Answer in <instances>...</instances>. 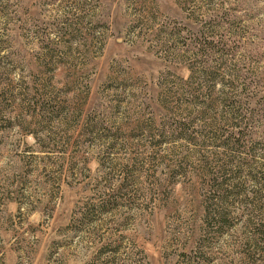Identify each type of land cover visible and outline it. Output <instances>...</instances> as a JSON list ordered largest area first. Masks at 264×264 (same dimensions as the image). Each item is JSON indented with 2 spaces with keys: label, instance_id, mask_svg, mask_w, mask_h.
I'll list each match as a JSON object with an SVG mask.
<instances>
[{
  "label": "rangeland",
  "instance_id": "1",
  "mask_svg": "<svg viewBox=\"0 0 264 264\" xmlns=\"http://www.w3.org/2000/svg\"><path fill=\"white\" fill-rule=\"evenodd\" d=\"M0 264H264V0H0Z\"/></svg>",
  "mask_w": 264,
  "mask_h": 264
}]
</instances>
